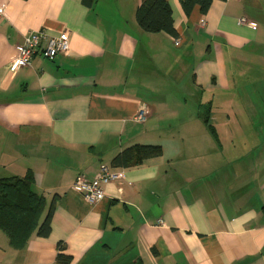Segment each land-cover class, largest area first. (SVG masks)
Segmentation results:
<instances>
[{
    "label": "crops",
    "instance_id": "1",
    "mask_svg": "<svg viewBox=\"0 0 264 264\" xmlns=\"http://www.w3.org/2000/svg\"><path fill=\"white\" fill-rule=\"evenodd\" d=\"M167 2L179 47L139 27L141 0H0V178L58 197L49 238L0 229V264H58L59 244L70 264H264V0ZM41 30L69 54L16 70ZM136 145L163 155L113 165ZM102 165L124 181L89 204L72 186Z\"/></svg>",
    "mask_w": 264,
    "mask_h": 264
},
{
    "label": "trees",
    "instance_id": "2",
    "mask_svg": "<svg viewBox=\"0 0 264 264\" xmlns=\"http://www.w3.org/2000/svg\"><path fill=\"white\" fill-rule=\"evenodd\" d=\"M188 16L196 6L206 14L213 0H179ZM136 21L146 33H167L173 38L178 34L174 27L173 10L167 0H141L136 11ZM159 145H136L117 155L115 167L130 168L162 157ZM35 176L29 172L25 177L0 178V229L7 236L10 246L24 250L33 236L47 239L52 232V219L57 196L47 210V201L33 191ZM58 264H70L72 257L64 253L59 244Z\"/></svg>",
    "mask_w": 264,
    "mask_h": 264
},
{
    "label": "built area",
    "instance_id": "3",
    "mask_svg": "<svg viewBox=\"0 0 264 264\" xmlns=\"http://www.w3.org/2000/svg\"><path fill=\"white\" fill-rule=\"evenodd\" d=\"M239 23L255 28V24L247 18H241ZM175 44L179 47L181 41L176 39ZM16 49V56L11 63L16 70H20L31 66L33 58L38 54H41L50 61H54L60 56L68 55L70 52V38L67 32L58 36H52L43 30L32 31L24 37L23 43L19 44ZM145 119L146 111L142 107L135 121L142 123ZM123 181V171H116L110 166L102 165L98 176L94 180H88L81 176L73 184L72 190L81 194L89 204H95L104 199L106 186L110 184L118 185Z\"/></svg>",
    "mask_w": 264,
    "mask_h": 264
}]
</instances>
